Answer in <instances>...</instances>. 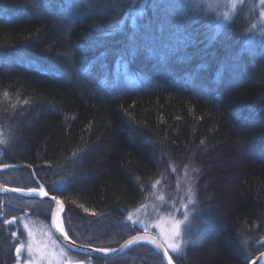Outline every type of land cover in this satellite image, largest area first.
Returning a JSON list of instances; mask_svg holds the SVG:
<instances>
[{"label": "trees", "instance_id": "trees-1", "mask_svg": "<svg viewBox=\"0 0 264 264\" xmlns=\"http://www.w3.org/2000/svg\"><path fill=\"white\" fill-rule=\"evenodd\" d=\"M136 7L0 0V164L21 175L0 182L38 178L63 200L71 238L114 248L139 232L127 216L154 184L188 172L195 206L176 264H249L264 251V46H246L245 9L217 32L180 0H146L132 24ZM33 201L50 217L48 201L0 195V264L17 261L8 204ZM67 250L93 264H164L142 242L115 257Z\"/></svg>", "mask_w": 264, "mask_h": 264}, {"label": "rangeland", "instance_id": "rangeland-1", "mask_svg": "<svg viewBox=\"0 0 264 264\" xmlns=\"http://www.w3.org/2000/svg\"><path fill=\"white\" fill-rule=\"evenodd\" d=\"M173 2H177L179 0H171ZM180 2L185 4H190L193 7L199 2V0H180ZM252 2L257 4V10L251 15L248 14V8L244 6L242 9H245L246 17L248 18L247 27L251 24H257V30L254 32H246V46L249 48H260L264 46V36H260L258 34L261 27H264V24H261V18L259 16V12L262 10L260 8V0H252ZM139 7V5H138ZM132 10V14L130 16V21L132 24H135V21L139 18V16L143 15V11L140 12L139 16L136 19H133V16L136 15L137 8ZM196 8V7H195ZM144 10V9H143ZM241 9L237 10L236 15L240 12ZM206 16V22L210 24V26L216 31L215 24L216 18L213 14H204ZM234 16V18L236 17ZM232 23V22H231ZM227 27V26H225ZM216 34V32H214ZM126 63L121 62L119 67H116L115 70L117 75L122 76L127 72ZM190 69L191 74L194 76L192 82L194 86L199 91H204L206 87L204 86L203 80L204 74L201 69L197 65H195L194 69L192 66L188 67ZM230 79V78H229ZM228 78L225 79V84L227 83ZM211 91V89H208ZM0 142H1V133H0ZM19 165H3L0 164V175L3 178L11 179L10 174H14V178L16 180H21V175L16 173V170ZM11 171V173H10ZM10 173V174H9ZM36 183L31 185H22V183L18 184L19 188L30 189V188H40L44 183L40 182L38 178H34ZM192 177L188 174V172H184L177 176V178L164 182H156L152 187L151 191L147 194L144 202L130 211L127 219L129 223L138 228L139 232H148L153 233L158 236L163 241L162 233L170 232L173 221L174 220H183V213L188 211L189 220L192 223V215L194 212L195 206V192L192 182ZM27 184V182H25ZM12 186V185H10ZM192 188V200L189 203V193L188 187ZM1 195V194H0ZM4 196H12V195H4ZM8 202L4 201L3 203ZM7 210L12 207L8 213L16 212L17 217L12 222H15L17 219L16 225H14L17 229L14 233H16L15 239L18 241V245H24L22 249V254L19 257V261L15 264H32V261H36L40 259L38 253L34 252L31 256L27 253V247L29 244H32L33 248L40 247L43 248L48 254L49 259L53 260V264H93L90 259H81L78 257L71 256L68 252L67 248L64 247L54 236L51 226H50V217H47L44 211H47L45 206H42L40 203L33 201L29 203H18V205L14 206V204H8ZM187 205V208L184 206ZM6 208V207H5ZM61 213L60 223L66 231V227L64 225L63 212ZM131 216V219H129ZM9 221V220H8ZM10 222V221H9ZM191 223L187 222L181 226V239H182V250L184 248V244L187 239V234L189 229L191 228ZM27 226V227H25ZM67 232V231H66ZM31 233V235H29ZM54 242V243H53ZM164 242V241H163ZM55 253V257L51 254ZM169 254L174 260V256L177 253L171 252L169 250ZM175 261V260H174ZM43 264H47L45 260Z\"/></svg>", "mask_w": 264, "mask_h": 264}, {"label": "snow or ice", "instance_id": "snow-or-ice-1", "mask_svg": "<svg viewBox=\"0 0 264 264\" xmlns=\"http://www.w3.org/2000/svg\"><path fill=\"white\" fill-rule=\"evenodd\" d=\"M146 3V0H134V5L138 4L139 7L137 8L136 15L133 16V19L135 20L136 17L139 16L140 12L143 11L144 5ZM246 6L248 8V14L251 15L257 10V4L252 2V0H199V2L196 4L197 10L200 12V14H213L216 18V24L215 29L218 32L221 28L225 26L231 25V22L234 19V16L237 13L238 9H241ZM260 8L262 9L259 12V16L261 18V24H264V0H260ZM119 27V25H117ZM257 30V24L253 23L246 29H243L242 31L246 32H254ZM258 34L260 36H264V27H261ZM5 96H7V93H4ZM27 103V101H25ZM203 143V142H202ZM76 153H73V156H75ZM30 192H36V189H29ZM188 193H189V203H191L192 200V188L191 186L188 187ZM39 195L41 197H47L49 194L47 191L41 187L39 189ZM52 200L56 201L58 205H60V210H58L56 213H53V222L55 223L56 228L61 232L64 233L63 226L58 222L57 218L59 217V212L63 210L62 202L58 200L57 197L53 196L51 197ZM187 208V205L184 206ZM87 211V210H86ZM13 220L16 218L13 217ZM129 219H131V216H129ZM190 224L191 221L189 220V213L188 211H185L183 213V220H174L173 225L170 232L162 233L163 235V244H157V241L155 238H153L150 242L153 244H157V247H162L164 249V256L167 257L168 264H173L172 257L168 255L169 250L173 253L182 254V239H181V226L185 223ZM5 224L9 223V221H4ZM27 227V226H25ZM31 235V233H29ZM12 236L15 237L16 233H12ZM65 239H67V233H64ZM137 238L134 237L133 239L126 242L127 245H131ZM139 239H143V237H140ZM54 243V242H53ZM166 245V247H165ZM24 248V245L17 246L15 248L16 256L19 261V257L22 254V249ZM97 251L100 252H110L115 251V249H97ZM34 252L38 253L40 256L39 260L32 261V264H43V262L46 260L47 264H53V260L49 259V254L40 247L33 248L32 244H29L27 247V253L29 256H31ZM53 257H55V253L53 252L51 254Z\"/></svg>", "mask_w": 264, "mask_h": 264}, {"label": "water", "instance_id": "water-1", "mask_svg": "<svg viewBox=\"0 0 264 264\" xmlns=\"http://www.w3.org/2000/svg\"><path fill=\"white\" fill-rule=\"evenodd\" d=\"M15 166V165H13ZM43 187L45 191L48 192L47 197H41L39 195V189ZM40 188H30V189H36V192H30L29 189H24V188H19V187H14L10 186L7 184H4L0 182V194L1 195H14L20 198H24L27 200H40V201H48L52 203L53 208L51 212V217H50V226L51 230L55 236V238L67 249L79 253V254H84V255H90V256H101V257H115L118 255L123 254L130 246H132L135 243L142 242V243H147L154 247L157 252L160 254L162 261L164 264H168L167 257L164 256V249L162 247H157V244H163L164 242L155 234L153 233H148V232H137L129 237H127L124 241H122L117 247L114 248H101L89 244H84L80 243L73 238H71L68 233L64 229V233H67V239H65L64 233H61L55 226V223L53 222V213H56L58 210H60V205L56 203V201L52 200L51 197L55 196L58 198L59 201L62 202L63 209H64V202L61 198H59L57 195L52 194L46 186L43 184ZM63 211V210H62ZM62 211L59 212V217L57 218L58 222L60 223V217ZM61 224V223H60ZM136 237L137 239L131 244L126 246V242L133 239ZM140 237H143V239H139ZM155 238L157 241V244H153L150 241ZM166 247V245H165ZM97 249H115V251H110L107 253L97 251ZM168 255L169 252H168ZM173 264H176V262L172 259ZM249 264H264V251H261L258 253L251 261Z\"/></svg>", "mask_w": 264, "mask_h": 264}]
</instances>
